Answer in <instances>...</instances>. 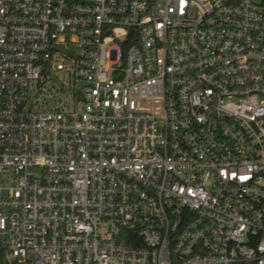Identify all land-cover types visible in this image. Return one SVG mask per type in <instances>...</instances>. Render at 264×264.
Returning a JSON list of instances; mask_svg holds the SVG:
<instances>
[{"label": "built area", "instance_id": "built-area-1", "mask_svg": "<svg viewBox=\"0 0 264 264\" xmlns=\"http://www.w3.org/2000/svg\"><path fill=\"white\" fill-rule=\"evenodd\" d=\"M0 264H264V0H0Z\"/></svg>", "mask_w": 264, "mask_h": 264}]
</instances>
